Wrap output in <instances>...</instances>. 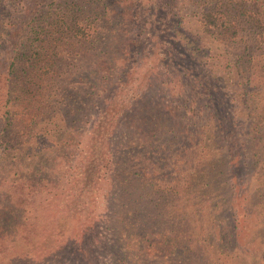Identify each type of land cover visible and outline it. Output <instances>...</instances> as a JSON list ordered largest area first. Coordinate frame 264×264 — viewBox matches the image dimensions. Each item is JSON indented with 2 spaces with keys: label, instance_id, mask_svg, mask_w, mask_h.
<instances>
[{
  "label": "trees",
  "instance_id": "obj_1",
  "mask_svg": "<svg viewBox=\"0 0 264 264\" xmlns=\"http://www.w3.org/2000/svg\"><path fill=\"white\" fill-rule=\"evenodd\" d=\"M5 259L264 264V0H0Z\"/></svg>",
  "mask_w": 264,
  "mask_h": 264
},
{
  "label": "rangeland",
  "instance_id": "obj_2",
  "mask_svg": "<svg viewBox=\"0 0 264 264\" xmlns=\"http://www.w3.org/2000/svg\"><path fill=\"white\" fill-rule=\"evenodd\" d=\"M65 255V254H64ZM63 262V261H62ZM65 262V261H64ZM0 264H8L7 259L3 260L2 262H0ZM65 264H70V262H66Z\"/></svg>",
  "mask_w": 264,
  "mask_h": 264
}]
</instances>
